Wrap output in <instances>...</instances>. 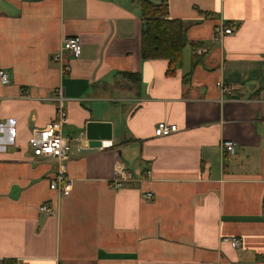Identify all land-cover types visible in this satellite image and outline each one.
Returning a JSON list of instances; mask_svg holds the SVG:
<instances>
[{"label":"crops","instance_id":"1","mask_svg":"<svg viewBox=\"0 0 264 264\" xmlns=\"http://www.w3.org/2000/svg\"><path fill=\"white\" fill-rule=\"evenodd\" d=\"M153 1L187 26L172 73L142 56L138 0H0V264H264V0ZM221 24L234 33L216 39ZM71 35L82 52L63 75L53 55ZM59 85L73 180L61 198L55 162L28 144ZM90 121L112 137L83 152ZM161 121L178 130L155 136ZM121 168L133 179L116 189Z\"/></svg>","mask_w":264,"mask_h":264},{"label":"built area","instance_id":"2","mask_svg":"<svg viewBox=\"0 0 264 264\" xmlns=\"http://www.w3.org/2000/svg\"><path fill=\"white\" fill-rule=\"evenodd\" d=\"M234 28L226 25H219L215 28L214 36L221 39L225 35L233 34ZM82 52V40L80 36L71 35L63 38L59 51L53 55V61L59 64L61 74H65L71 70L70 59L78 57ZM11 75L7 69L0 68V83L9 84ZM218 86L225 92H230L231 87L225 86L221 82ZM57 104V115L54 119L46 123L44 126L35 127L31 130L28 137V144L32 148L35 160H51L56 164V172L51 178L50 187L56 191L59 198L67 196L73 189V180L68 176V162L71 159V140L64 134V128L69 123L68 109L66 105L67 97L65 88L59 85L54 97L52 98ZM178 130L176 124H169L161 121L155 128V136L162 137L169 135ZM223 149L230 155L237 153V143L233 140H225ZM132 173L125 168L117 170L116 177L112 182V186L116 189L122 188L126 183L132 181ZM143 197L151 201L154 199L153 192H146ZM41 211L50 216H58L60 213L59 206L43 204ZM225 241L231 243L235 248L241 245V239L237 237H226Z\"/></svg>","mask_w":264,"mask_h":264},{"label":"trees","instance_id":"3","mask_svg":"<svg viewBox=\"0 0 264 264\" xmlns=\"http://www.w3.org/2000/svg\"><path fill=\"white\" fill-rule=\"evenodd\" d=\"M138 1L145 20L141 33L142 56L145 59H167L168 72L172 73L182 62L183 50L188 43L187 26L181 19L169 17L166 4L153 0Z\"/></svg>","mask_w":264,"mask_h":264},{"label":"water","instance_id":"4","mask_svg":"<svg viewBox=\"0 0 264 264\" xmlns=\"http://www.w3.org/2000/svg\"><path fill=\"white\" fill-rule=\"evenodd\" d=\"M112 137V123L111 122H97L90 121L86 127V141L87 148H84L83 152L89 150H95L102 147L105 140H109Z\"/></svg>","mask_w":264,"mask_h":264}]
</instances>
